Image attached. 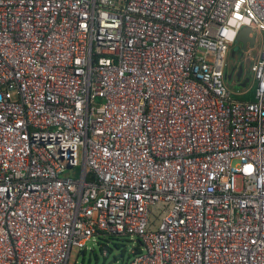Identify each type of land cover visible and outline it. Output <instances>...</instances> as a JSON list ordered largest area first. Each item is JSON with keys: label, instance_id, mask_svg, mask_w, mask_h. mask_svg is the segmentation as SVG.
<instances>
[{"label": "built area", "instance_id": "2783aa9c", "mask_svg": "<svg viewBox=\"0 0 264 264\" xmlns=\"http://www.w3.org/2000/svg\"><path fill=\"white\" fill-rule=\"evenodd\" d=\"M113 235L130 264H264V0H0V264Z\"/></svg>", "mask_w": 264, "mask_h": 264}, {"label": "rangeland", "instance_id": "374dc122", "mask_svg": "<svg viewBox=\"0 0 264 264\" xmlns=\"http://www.w3.org/2000/svg\"><path fill=\"white\" fill-rule=\"evenodd\" d=\"M262 35L259 33L255 48L253 50L249 49L248 53H243V47L235 44L232 47V51H235V60L228 56V65L240 64L244 61L245 72L243 76V81L249 78L250 81L245 87L238 84L236 80L231 82L228 81L227 85L232 93V97L236 100H241L243 102L250 101L253 97V92L255 89V77L251 72L250 68L253 62L257 59L258 53L261 47ZM80 167L73 169H68L64 174L66 175H77ZM105 243L106 245H103ZM143 248L140 239L131 236H102L98 238L97 241L89 242V249L86 250L85 256L75 249L73 252L75 254V259H78L77 264H130V262L135 258L134 250ZM109 250V251H108ZM124 254L123 258L117 259L120 255ZM117 259V260H116Z\"/></svg>", "mask_w": 264, "mask_h": 264}, {"label": "water", "instance_id": "95a60500", "mask_svg": "<svg viewBox=\"0 0 264 264\" xmlns=\"http://www.w3.org/2000/svg\"><path fill=\"white\" fill-rule=\"evenodd\" d=\"M256 36L257 34L255 32H253L250 28L248 27H245L243 28L237 38H236V44L239 46H242L243 47V53H248L249 49L253 50L255 48V45H256ZM236 54L235 51H232V57H234ZM239 71L237 73V76H236V82L237 83H240L242 80H243V76H244V72H245V63L244 61L242 63H240L239 67H238ZM233 73L234 72H231L229 75H228V80L229 82L233 81ZM250 81L249 78H246L243 83L241 84L242 87H245L247 85V83ZM84 256L86 254V251H83L82 253ZM135 255V254H134ZM119 258H123V254L120 255L117 259ZM116 259V260H117Z\"/></svg>", "mask_w": 264, "mask_h": 264}, {"label": "flooded vegetation", "instance_id": "af4514ba", "mask_svg": "<svg viewBox=\"0 0 264 264\" xmlns=\"http://www.w3.org/2000/svg\"><path fill=\"white\" fill-rule=\"evenodd\" d=\"M230 58H232V52L230 53ZM236 58H234L235 60ZM239 63L238 64H232V65H229V68L227 69V72H226V80H228V75L231 73V72H234L233 73V80L236 79V76H237V73L239 71L238 67H239Z\"/></svg>", "mask_w": 264, "mask_h": 264}, {"label": "trees", "instance_id": "16d2710c", "mask_svg": "<svg viewBox=\"0 0 264 264\" xmlns=\"http://www.w3.org/2000/svg\"><path fill=\"white\" fill-rule=\"evenodd\" d=\"M113 238H115L116 236H112ZM103 245H106L105 243H103ZM107 246V245H106ZM107 247H109V246H107ZM138 250H140V249H138ZM109 251V250H108ZM123 256H124V254H123Z\"/></svg>", "mask_w": 264, "mask_h": 264}, {"label": "crops", "instance_id": "0c3cea01", "mask_svg": "<svg viewBox=\"0 0 264 264\" xmlns=\"http://www.w3.org/2000/svg\"><path fill=\"white\" fill-rule=\"evenodd\" d=\"M235 58V56L234 57H232V59H234ZM243 83V80L240 82V83H238V84H242Z\"/></svg>", "mask_w": 264, "mask_h": 264}, {"label": "clouds", "instance_id": "9594fccd", "mask_svg": "<svg viewBox=\"0 0 264 264\" xmlns=\"http://www.w3.org/2000/svg\"><path fill=\"white\" fill-rule=\"evenodd\" d=\"M228 82V81H227Z\"/></svg>", "mask_w": 264, "mask_h": 264}]
</instances>
